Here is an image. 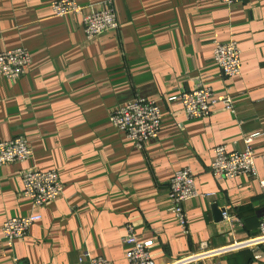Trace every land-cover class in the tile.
<instances>
[{
  "label": "crops",
  "instance_id": "0c3cea01",
  "mask_svg": "<svg viewBox=\"0 0 264 264\" xmlns=\"http://www.w3.org/2000/svg\"><path fill=\"white\" fill-rule=\"evenodd\" d=\"M52 1L0 0V51L24 47L32 55L22 78L0 77V139L25 136L33 154L0 166V264H91V257L129 264L128 223L142 241H154L150 253L159 264L197 251L202 242L220 247L230 241L228 231L241 239L258 233L264 216V0L231 6L221 0H78L84 13L110 5L118 15L117 30L91 40L83 16L54 15ZM216 39L239 45V76H226L214 62ZM198 84L232 96L233 112L217 104L210 116L188 119L170 98ZM139 97L159 103L164 116L159 136L142 149L110 122L114 109ZM255 133L258 176L217 179L210 167L217 145L243 150ZM183 166L194 171L199 193L185 202L188 232L171 212L169 186ZM28 168L58 171L64 193L35 207L23 196ZM214 206L224 209L219 221ZM32 213L42 219L8 248L2 224ZM212 264L264 259L241 249Z\"/></svg>",
  "mask_w": 264,
  "mask_h": 264
},
{
  "label": "built area",
  "instance_id": "2783aa9c",
  "mask_svg": "<svg viewBox=\"0 0 264 264\" xmlns=\"http://www.w3.org/2000/svg\"><path fill=\"white\" fill-rule=\"evenodd\" d=\"M231 6L234 3L248 0H221ZM54 15L65 17L73 14L83 16V29L87 39L119 28L117 12L112 6L103 10H90L84 13L85 7L78 0H54L50 4ZM213 60L228 77L239 76L242 73V51L237 42L214 41ZM32 65V55L28 49L21 47L4 49L0 51V77L16 80L24 76ZM170 100L178 101L188 119H199L210 116L212 108L221 104L226 110L233 112L234 98L228 94L214 93L212 88L203 84L191 90L182 92L179 96ZM164 116L159 103L148 98H135L126 104L114 109L110 114V122L126 137L132 140L138 149L159 136L162 129ZM259 134L255 133L245 139L243 150L229 151L226 145H217L214 149V157L211 162V172L218 178L233 179L240 174L250 177L258 176L257 156L253 149V139ZM32 148L27 137L18 136L0 139V166L11 162H24L32 156ZM23 196L32 200L35 207H43L57 200L64 193V184L60 174L56 170H38L28 168L23 171ZM263 183V181H261ZM170 198L174 204L172 214L183 232H188L189 218L185 208V202L199 196L196 175L187 166H183L174 172L170 180ZM225 220L232 221V217L226 211ZM259 231L248 238H238L232 231H228L231 238L229 242L215 247L207 242H202L200 248L183 257L167 261L164 264H212V261L220 256L237 252L241 249H249L257 259H264V216L261 217ZM42 216L38 213L27 214L24 217H10L2 224V236L8 248L15 245V241L25 239L34 223L40 221ZM226 234L227 230L221 231ZM128 246L126 257L129 264H159L152 257L150 247L153 240L142 241L137 235L132 223L127 224V234L123 238ZM83 259V255L80 257ZM19 262L17 258H14ZM91 264H109L103 257H91Z\"/></svg>",
  "mask_w": 264,
  "mask_h": 264
},
{
  "label": "water",
  "instance_id": "95a60500",
  "mask_svg": "<svg viewBox=\"0 0 264 264\" xmlns=\"http://www.w3.org/2000/svg\"><path fill=\"white\" fill-rule=\"evenodd\" d=\"M224 209L220 210L217 208V206H214V212L216 214V219L219 221L222 219V213H223Z\"/></svg>",
  "mask_w": 264,
  "mask_h": 264
},
{
  "label": "rangeland",
  "instance_id": "374dc122",
  "mask_svg": "<svg viewBox=\"0 0 264 264\" xmlns=\"http://www.w3.org/2000/svg\"><path fill=\"white\" fill-rule=\"evenodd\" d=\"M163 124V123H162Z\"/></svg>",
  "mask_w": 264,
  "mask_h": 264
}]
</instances>
